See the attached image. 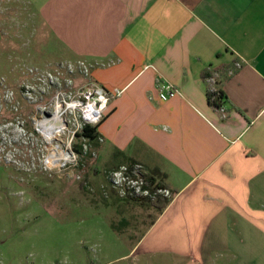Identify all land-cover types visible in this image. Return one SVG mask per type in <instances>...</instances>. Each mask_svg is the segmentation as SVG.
Masks as SVG:
<instances>
[{"label":"crops","instance_id":"1","mask_svg":"<svg viewBox=\"0 0 264 264\" xmlns=\"http://www.w3.org/2000/svg\"><path fill=\"white\" fill-rule=\"evenodd\" d=\"M19 13L63 62L106 63L90 79L121 91L99 164H139L171 193L122 258L264 264V0H0V15ZM164 82L182 96L158 101ZM145 201L120 204L129 218Z\"/></svg>","mask_w":264,"mask_h":264},{"label":"rangeland","instance_id":"2","mask_svg":"<svg viewBox=\"0 0 264 264\" xmlns=\"http://www.w3.org/2000/svg\"><path fill=\"white\" fill-rule=\"evenodd\" d=\"M26 27L23 14L0 15V264H135L122 257L157 210L142 205L128 218L96 143L74 137L83 124L70 108L90 77L61 68L75 61ZM58 104L69 161L50 169L36 124ZM158 198L168 199L149 201Z\"/></svg>","mask_w":264,"mask_h":264},{"label":"built area","instance_id":"3","mask_svg":"<svg viewBox=\"0 0 264 264\" xmlns=\"http://www.w3.org/2000/svg\"><path fill=\"white\" fill-rule=\"evenodd\" d=\"M101 62H87L85 60L75 61V64H61V68H66L70 74H77L79 76L90 77V71ZM145 67L144 69H148ZM66 72V73H68ZM68 73V74H69ZM231 70L229 74H231ZM214 74L210 81L214 84ZM81 91L78 92V98L75 101V110L80 114V119L83 125L96 127L99 126L108 110L112 101L119 97L121 91L114 90L108 92L98 83L89 80ZM182 94L178 88L171 83L164 82L159 86L156 93V98L160 102H166L170 99L181 97ZM108 182L118 196L123 200L142 201L154 200L158 196L163 195L166 198L171 196V193L160 187L158 182H148L143 174V168L139 164L132 166H120L118 169L111 171L107 175Z\"/></svg>","mask_w":264,"mask_h":264},{"label":"bare ground","instance_id":"4","mask_svg":"<svg viewBox=\"0 0 264 264\" xmlns=\"http://www.w3.org/2000/svg\"><path fill=\"white\" fill-rule=\"evenodd\" d=\"M72 108H75V106L70 109ZM65 122L61 113V106L58 104L51 116L41 117L36 124V130L43 135L50 152L45 162L50 169L57 167L61 162L69 161V154L62 152L61 147L58 145L59 137L66 127ZM53 141L56 142V145L52 144Z\"/></svg>","mask_w":264,"mask_h":264},{"label":"trees","instance_id":"5","mask_svg":"<svg viewBox=\"0 0 264 264\" xmlns=\"http://www.w3.org/2000/svg\"><path fill=\"white\" fill-rule=\"evenodd\" d=\"M224 98L225 96L220 87H218L214 93L208 94L209 102L212 104V106L217 107V108L221 106L222 102H224ZM97 128L98 126L90 127V126L83 125V127L81 128L79 132L74 133V137H76L77 140L83 139L85 141L95 142L98 139ZM74 149L77 152V154H81V151H82L81 148L79 150L76 148ZM159 185L160 187L167 189V186L164 185V183L160 182ZM169 202H170L169 199L158 198L154 202L145 201L142 203L144 206L154 208L159 213H161L166 208V206L169 204Z\"/></svg>","mask_w":264,"mask_h":264}]
</instances>
